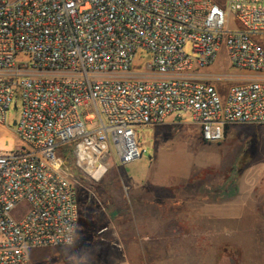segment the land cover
I'll return each mask as SVG.
<instances>
[{
  "label": "built area",
  "instance_id": "obj_1",
  "mask_svg": "<svg viewBox=\"0 0 264 264\" xmlns=\"http://www.w3.org/2000/svg\"><path fill=\"white\" fill-rule=\"evenodd\" d=\"M263 40L264 0H0V125L21 102L18 145L0 152V264L75 243L86 197L63 147L99 183L111 161L142 159L138 131L169 117L191 114L208 143L264 126ZM223 48L250 75L225 93L205 72ZM143 51L155 78L137 71Z\"/></svg>",
  "mask_w": 264,
  "mask_h": 264
},
{
  "label": "rangeland",
  "instance_id": "obj_2",
  "mask_svg": "<svg viewBox=\"0 0 264 264\" xmlns=\"http://www.w3.org/2000/svg\"><path fill=\"white\" fill-rule=\"evenodd\" d=\"M185 52L192 55L190 43ZM136 62L140 75L156 77L147 70L149 52ZM205 72L221 78L215 83L222 93L250 76L229 66L225 48ZM17 103L0 125L2 153L18 145ZM138 134L147 149L142 159L127 167L111 161L99 183L67 159L73 179L86 174L87 220L73 245L32 250L29 264H264V126H232L222 142L208 143L184 114ZM128 175L139 176L132 182ZM94 195L102 205L93 204Z\"/></svg>",
  "mask_w": 264,
  "mask_h": 264
},
{
  "label": "trees",
  "instance_id": "obj_3",
  "mask_svg": "<svg viewBox=\"0 0 264 264\" xmlns=\"http://www.w3.org/2000/svg\"><path fill=\"white\" fill-rule=\"evenodd\" d=\"M218 3H220V4H223V1H218V0H216ZM61 154H62V157L64 158V160H65V163L67 162V159L69 158V157H71V156H73L72 155V150L69 148V147H63L62 148V152H61ZM67 165V164H66ZM86 179V176L85 175H81V177H78V179H76V181H78L80 184H84L85 182H84V180ZM83 206V205H82ZM83 209V214H82V216H84V219H82V227H83V222H86L85 220H87L86 219V215H87V208H88V205H85L84 207H82Z\"/></svg>",
  "mask_w": 264,
  "mask_h": 264
},
{
  "label": "crops",
  "instance_id": "obj_4",
  "mask_svg": "<svg viewBox=\"0 0 264 264\" xmlns=\"http://www.w3.org/2000/svg\"><path fill=\"white\" fill-rule=\"evenodd\" d=\"M249 75V74H248ZM129 176V175H128ZM136 176H139V175H135V176H133V177H130L129 176V178L131 179V181L132 182H134V181H136ZM129 189H130V187H129ZM88 199H86V198H83V200H82V205H88ZM92 202H93V204H95V205H102V203L100 202V199L98 198V197H96V195H94V198L92 199ZM89 224H90V221L86 224V226H89ZM85 226V227H86ZM105 231V230H104ZM31 254V253H30Z\"/></svg>",
  "mask_w": 264,
  "mask_h": 264
}]
</instances>
